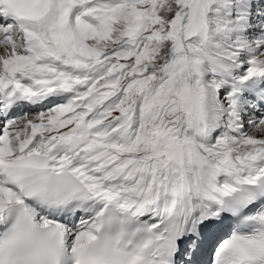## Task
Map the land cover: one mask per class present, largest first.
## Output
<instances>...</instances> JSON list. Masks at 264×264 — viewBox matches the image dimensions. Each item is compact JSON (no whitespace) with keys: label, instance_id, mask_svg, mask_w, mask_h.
Here are the masks:
<instances>
[{"label":"snow or ice","instance_id":"1","mask_svg":"<svg viewBox=\"0 0 264 264\" xmlns=\"http://www.w3.org/2000/svg\"><path fill=\"white\" fill-rule=\"evenodd\" d=\"M0 264H264V0H0Z\"/></svg>","mask_w":264,"mask_h":264}]
</instances>
